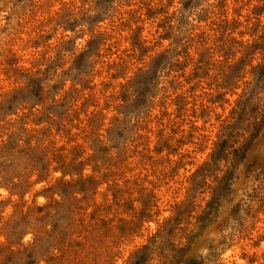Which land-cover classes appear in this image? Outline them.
<instances>
[{
	"label": "rangeland",
	"instance_id": "rangeland-1",
	"mask_svg": "<svg viewBox=\"0 0 264 264\" xmlns=\"http://www.w3.org/2000/svg\"><path fill=\"white\" fill-rule=\"evenodd\" d=\"M0 264H264V0H0Z\"/></svg>",
	"mask_w": 264,
	"mask_h": 264
}]
</instances>
